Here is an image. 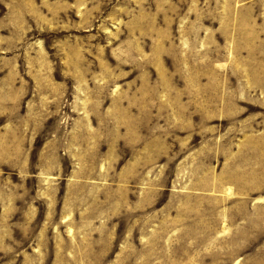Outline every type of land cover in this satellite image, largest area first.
Returning <instances> with one entry per match:
<instances>
[{"label":"rangeland","instance_id":"1","mask_svg":"<svg viewBox=\"0 0 264 264\" xmlns=\"http://www.w3.org/2000/svg\"><path fill=\"white\" fill-rule=\"evenodd\" d=\"M0 264H264V0H0Z\"/></svg>","mask_w":264,"mask_h":264}]
</instances>
